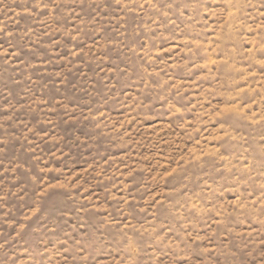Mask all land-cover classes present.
Returning a JSON list of instances; mask_svg holds the SVG:
<instances>
[{
    "label": "rangeland",
    "instance_id": "rangeland-1",
    "mask_svg": "<svg viewBox=\"0 0 264 264\" xmlns=\"http://www.w3.org/2000/svg\"><path fill=\"white\" fill-rule=\"evenodd\" d=\"M0 264H264V0H0Z\"/></svg>",
    "mask_w": 264,
    "mask_h": 264
}]
</instances>
